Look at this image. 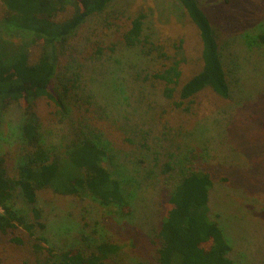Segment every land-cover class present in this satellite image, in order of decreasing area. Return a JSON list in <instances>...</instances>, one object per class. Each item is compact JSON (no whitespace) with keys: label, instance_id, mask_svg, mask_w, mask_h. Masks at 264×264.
Listing matches in <instances>:
<instances>
[{"label":"rangeland","instance_id":"rangeland-1","mask_svg":"<svg viewBox=\"0 0 264 264\" xmlns=\"http://www.w3.org/2000/svg\"><path fill=\"white\" fill-rule=\"evenodd\" d=\"M197 2L219 42L231 91L227 100L207 89L193 103L175 107L181 87L202 69L199 32L176 0H114L60 50L54 88L61 96L64 87L69 91L64 110L38 103L42 133L50 145L68 143L81 132L95 134L107 145L110 166L131 207L123 211L92 199L40 192L43 235L54 248L84 245L85 236L90 244L119 245L121 264H156L166 201L184 173L200 171L213 177L211 218L224 229L236 264H264V43L259 41L264 0ZM3 8L0 0V18ZM142 12L147 16L143 37L153 49L124 41ZM72 14L68 9L53 21ZM40 53L41 44L34 42L31 60ZM175 62L181 63L182 75L168 100L164 83L153 75ZM24 118L13 108L2 119L1 155L14 159L21 152ZM27 253L0 236V264H23Z\"/></svg>","mask_w":264,"mask_h":264},{"label":"trees","instance_id":"trees-1","mask_svg":"<svg viewBox=\"0 0 264 264\" xmlns=\"http://www.w3.org/2000/svg\"><path fill=\"white\" fill-rule=\"evenodd\" d=\"M1 1L0 123L11 109L19 110L25 116L21 127L25 145L14 159L0 154V236L28 252L23 264H121V247L111 241L90 244L84 236V245L65 249L51 246L43 235L47 225L37 204L38 194L50 190L76 201L92 199L105 208L124 211L131 207L123 181L110 166L107 145L91 132L75 134L68 143L50 145L36 115L41 101L64 110L63 96L69 88H63V96L54 88L60 50L90 17L102 14L114 0ZM176 1L199 32L202 69L181 87L175 107L193 103L207 89L229 99L230 86L209 17L197 0ZM68 9L73 10L70 18L61 23L53 21ZM146 19L142 12L132 20L124 35L128 47L143 44L153 49L148 37H143ZM259 41L264 43V35ZM34 42L41 44L36 62L29 54ZM181 75L180 62L153 75L164 83L168 100L177 92ZM170 171L167 164L165 173ZM213 187L210 173L183 174L166 201V213L157 231L156 264H236L224 229L211 218Z\"/></svg>","mask_w":264,"mask_h":264}]
</instances>
